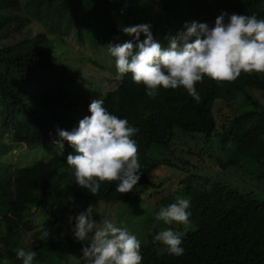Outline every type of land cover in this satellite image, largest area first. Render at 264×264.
<instances>
[{"label":"trees","instance_id":"trees-1","mask_svg":"<svg viewBox=\"0 0 264 264\" xmlns=\"http://www.w3.org/2000/svg\"><path fill=\"white\" fill-rule=\"evenodd\" d=\"M222 12L264 19V0H0V264H21L18 247L36 252L33 264H85L81 248L88 241L74 238L69 217L88 204L95 207L94 220L103 221V215L134 232L141 264H264L263 197L233 188L186 159L175 164V176L155 178L158 165L172 166V145L183 133L229 154L218 161L225 170L251 165V174L263 180L264 73L242 72L233 81L205 77L195 85L199 102L180 88L160 90L153 99L130 74L115 78L106 48L131 39L121 31L125 26L148 24L154 39L166 44L174 27L207 24ZM71 35L92 49L105 46L110 63L99 62L96 80L82 76L72 55L71 63H61ZM97 98L138 129L133 139L142 175L130 192L115 191V182L102 184L95 195L79 188L65 162L72 152L67 142L62 157L21 167L1 162L12 143L31 150L55 139L57 129L71 131ZM176 178L180 183L167 188ZM181 198L190 203L187 227L154 219L160 207ZM132 204L135 213L129 212ZM167 227L182 233L179 257L153 240Z\"/></svg>","mask_w":264,"mask_h":264},{"label":"clouds","instance_id":"clouds-1","mask_svg":"<svg viewBox=\"0 0 264 264\" xmlns=\"http://www.w3.org/2000/svg\"><path fill=\"white\" fill-rule=\"evenodd\" d=\"M213 25L209 27L208 25ZM206 23L192 21L182 31L166 37V44L154 39L150 25L125 26L121 31L130 37L123 43H109L107 53L114 58L117 80L130 74L131 80L144 87L149 98L160 90L183 89L195 102L200 96L195 85L205 77L215 81H233L243 73H264V19L255 13H221ZM143 35V40H141ZM163 42V41H162ZM90 115L79 120L71 131L57 129L50 141L57 154H63L65 142L71 147L65 157L75 184L95 195L102 184L115 182V191L127 193L141 178V164L133 137L138 129L126 119L110 113L100 98L89 103ZM187 199L162 206L154 214L165 225L190 223ZM91 204L75 217H69L74 238L88 241L81 248L85 264H141V241L126 226L113 220L100 221ZM173 256L184 252L182 233L167 227L153 237ZM21 264H33L36 252L15 249Z\"/></svg>","mask_w":264,"mask_h":264},{"label":"rangeland","instance_id":"rangeland-1","mask_svg":"<svg viewBox=\"0 0 264 264\" xmlns=\"http://www.w3.org/2000/svg\"><path fill=\"white\" fill-rule=\"evenodd\" d=\"M158 11L159 10H156V13ZM157 16H160V12ZM152 22L156 24V17L152 19ZM33 27L37 32H45V29L42 26L35 24ZM173 29L176 30L173 31ZM173 29L171 31V34L173 32V34L175 35L179 31V29L175 27ZM65 40V54H67L68 57H66V59L61 60V63H71L69 60V56L71 55L77 59L79 58L78 61L77 59L74 60L75 67L81 69V71L83 72L82 76L84 78L85 76H87L88 78L96 80L100 76L98 70H96L97 68H99V62L102 65H108L110 63V60L107 57L105 46H101V48L99 49H92L88 45H81L80 43H78L72 35L67 37ZM160 43L162 45H165L164 41H160ZM94 60L98 61L94 62ZM222 110H224L225 114L227 112V107L225 106ZM228 114L229 113H227L226 115ZM201 141L202 139H200L199 135L179 133L171 149V151L173 152V155L171 156L172 166H168V164L167 166L158 165L157 169L155 170V173L157 174L155 178L160 177V179H166L163 177L171 178L172 176H175L176 173L179 172V169L175 166V164L179 163L181 159H186L187 161H191V163H193L195 167L199 166L198 168L202 172L208 171L211 174L220 175L219 178L223 182L231 185L233 188L239 189L240 191H244L246 193L252 191L255 196L264 198V179L260 180L256 178V176L251 174L256 171L253 166H245L243 170H237L235 168H229L228 170H225L222 166L219 165L218 161L219 159H228L230 155L225 154L223 151H220L221 148L219 147H211L208 149L206 146H204L203 142ZM12 144H10L11 148L7 151V153L4 154V158H1V162L10 164L12 165V167L30 166L34 165L37 161L49 160L50 158L62 157L64 155V152L63 154H57L56 152H54L50 142L31 150H28L26 146L17 147ZM168 156H170V153ZM205 164L207 165L208 169L205 168ZM194 165L191 168L196 171L197 169L194 168ZM177 179L178 178L172 179V181L168 180V183L166 184L168 185L167 188L171 187V185L176 186L178 183H180V180ZM150 203L151 205H154L152 202ZM88 205H86L85 207L87 208ZM102 206V204H98L96 207ZM131 207L132 208L129 212L135 213V210H137V205L132 204ZM117 225L120 226L121 224L117 223ZM126 227L128 228V226Z\"/></svg>","mask_w":264,"mask_h":264}]
</instances>
